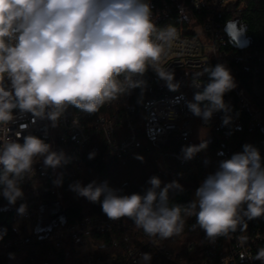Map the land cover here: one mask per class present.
I'll use <instances>...</instances> for the list:
<instances>
[{"label": "clouds", "instance_id": "clouds-1", "mask_svg": "<svg viewBox=\"0 0 264 264\" xmlns=\"http://www.w3.org/2000/svg\"><path fill=\"white\" fill-rule=\"evenodd\" d=\"M176 37L174 27L158 30L148 0H0V195L11 205L22 198L21 185L32 178L40 158L51 168L69 162L63 151L51 150L37 136H25L23 143L12 140L8 124L14 120L13 110L46 117L55 126L69 106L96 113L105 103L143 87L145 81L138 77L149 67L169 90L176 91L180 84L174 71L160 67L165 45ZM204 75L208 82L187 108L205 123L223 111V124L229 125L231 109L224 95L237 87L235 79L221 63L194 74ZM207 146L202 139L198 145L182 147L181 153L190 160ZM94 156L95 152L89 154L90 159ZM148 183L144 194L131 195L119 194L107 182L84 186L77 181L69 187L78 196L100 203L110 220L129 218L149 237L161 240L180 235L193 216V228L203 229L209 243L238 229L243 232L247 221L264 216V166L251 144L222 160L187 205L169 204L170 192L182 190L178 181L162 187L160 178L153 176ZM26 211V204L17 209L20 215ZM5 234L6 229L0 231V239ZM140 259L150 264L152 255L143 252ZM256 259L264 264V248Z\"/></svg>", "mask_w": 264, "mask_h": 264}, {"label": "built area", "instance_id": "built-area-1", "mask_svg": "<svg viewBox=\"0 0 264 264\" xmlns=\"http://www.w3.org/2000/svg\"><path fill=\"white\" fill-rule=\"evenodd\" d=\"M233 1L159 0L154 3L148 0L153 20L171 16L176 20V23L166 26L174 27L177 37L170 46L165 45L166 55L161 60L160 67L188 73L221 63L230 69L237 87L224 95V100L231 109L228 113L232 117L229 125L223 124V111L214 113L207 123L189 111L187 102L193 100L196 92L203 90L206 82L188 74L185 88L173 94L146 98L143 101L142 115H139L136 105L129 104L133 89L119 99L105 103L96 113H87L69 106L56 122L55 126L60 128L58 138L52 136L51 120L35 117L32 113H22L18 109L13 110L14 120L8 124V135L12 140L23 143L25 136H37L50 144L51 150L63 151L69 162L51 168L46 167L43 158H40L34 164L32 178L21 185L24 193L22 198L11 205L0 195V209L5 204L16 209L17 221L14 227L18 233L13 238L0 241V255L11 250L28 252L36 243L44 241L50 246L51 257L65 256V262L57 260L55 264H133L140 253H143L141 247L134 246L119 256L110 252L101 253L93 241L94 233L109 232L115 225L114 222L99 215H90L67 223L60 216L53 217L49 214L52 203H61V210L63 209L64 174L80 176L84 173L87 148L93 146L96 150L100 149L99 136L103 135L108 138L109 143L114 142V151L121 157L132 145L139 143L141 134H144L160 148L156 163L161 172L170 175L175 181L188 179L190 176L204 180L206 174L197 155L185 160L175 152L165 150L171 137L191 140L199 121L203 127L230 140V132L241 128L242 116L248 117L251 127H264V46L250 44L247 36L242 42L233 37L231 27L238 31L242 29L220 15ZM149 69L151 75L159 79L155 70L151 67ZM197 83L201 85L200 88L196 87ZM125 103L127 105H122ZM113 107H116L119 115L116 119L106 111ZM117 126L126 129L127 133L117 137ZM17 132L20 133L19 138L16 136ZM257 149L264 157V138ZM173 156L179 157L182 162L187 161L188 167L174 169L168 162ZM57 180L61 181L59 185L55 183ZM21 204L27 205L24 215L17 212ZM57 218L59 222L56 221ZM66 242H69L73 250L72 260L67 257ZM195 245L194 242L190 246ZM258 245H264V227L250 228L247 225L243 232L238 229L227 237L218 238L215 243L208 241L204 264H232L237 260L250 262Z\"/></svg>", "mask_w": 264, "mask_h": 264}, {"label": "trees", "instance_id": "trees-1", "mask_svg": "<svg viewBox=\"0 0 264 264\" xmlns=\"http://www.w3.org/2000/svg\"><path fill=\"white\" fill-rule=\"evenodd\" d=\"M154 3L159 0H152ZM226 20L235 22L249 37L250 44L264 46V0H234L221 14ZM158 30L165 28L169 23H176L174 16L168 18L154 19ZM202 69L188 72L177 70L174 72L175 82H179L181 88H185L187 74L195 77L194 74ZM206 83L209 78L207 75L201 76ZM140 79L145 81L143 87L134 88L131 93L130 105H136L139 115H142L143 101L150 96H164L173 94L165 85L164 81L154 78L150 69L143 74ZM127 105V103L122 104ZM112 109H106L110 117L116 119L119 117L118 112ZM126 108V106H124ZM243 123L240 129L230 132V140L225 136L215 133L210 139H207L208 146L206 149L198 152L199 158L206 177L214 173L222 160L230 159L233 154L243 151V145L251 144L258 147L262 138H264V127L258 125L251 127L247 116H242ZM264 123V116H263ZM117 137L125 135L126 129H115ZM101 142L100 149H94L89 146L85 152V171L80 176H73L68 173L64 174V197L63 209L61 210L60 219L67 223L90 215H99L105 220L112 221L115 225L109 232L94 233L93 241L98 246L101 253L110 252L122 256L130 248L137 246L143 249V252L151 253L152 259L150 264H204L206 260V234L203 229L196 226V217L187 218L183 232L178 236H173L166 240L158 237H149L141 229L134 226V222L129 218L120 220H110L102 211L100 203H92L87 198L78 196L70 189V185L79 181L82 185L95 181L97 185L107 182L108 186L119 190L121 195H131L133 193L144 194L150 187L148 181L151 177H159L162 181V187L166 183L174 181L167 174L161 172L156 163L160 155V148L154 145L144 134H141L139 143L132 145L121 157L115 153L114 142L109 143L108 138L99 136ZM201 142L192 140L183 141L171 137L166 151L175 152L178 156L183 157L181 149L184 146L198 145ZM95 152L94 158H89V154ZM143 157V160L137 157ZM168 162L174 169L181 170L188 167L187 161H181L179 157L173 156ZM261 163L264 166V157L261 156ZM182 185V190H174L169 194L170 205H187L194 200L196 189L200 186L202 179L190 176L188 179L177 180ZM103 197L101 198V200ZM59 218L56 219L57 222ZM17 221L16 209L9 204L2 205L0 209V231L6 229L3 235L4 241L18 235L14 224ZM247 225L252 227H264V216L247 221ZM222 238V237H221ZM196 243L191 247V243ZM37 246V247H36ZM37 248V250H35ZM264 245L256 246L253 259L249 262L237 260L232 264H262V261L256 259V254ZM166 251H169L166 254ZM50 246L44 241L36 243L28 252L20 253L17 251H6L0 255V264H12L13 260L22 259V264H55L57 260L65 262V256L51 257ZM13 253L14 258L9 254ZM26 254V255H25ZM79 264V263H75ZM133 264H144L138 257Z\"/></svg>", "mask_w": 264, "mask_h": 264}, {"label": "rangeland", "instance_id": "rangeland-1", "mask_svg": "<svg viewBox=\"0 0 264 264\" xmlns=\"http://www.w3.org/2000/svg\"><path fill=\"white\" fill-rule=\"evenodd\" d=\"M60 135V128L58 126H53V132L52 136L54 138H58ZM213 135H215L214 131H211L210 128L203 127L199 124V121H197L195 125V131L192 137L193 142H201L202 139L207 140L210 139ZM203 181V180H202ZM202 183V182H201ZM195 199V195H194ZM43 214V213H42ZM49 214L53 217H58L61 214V203H52V205L49 206ZM66 252L68 259H73V250L69 246V242H66ZM15 259V258H14ZM12 264H22V259L19 258L17 260H13Z\"/></svg>", "mask_w": 264, "mask_h": 264}, {"label": "water", "instance_id": "water-1", "mask_svg": "<svg viewBox=\"0 0 264 264\" xmlns=\"http://www.w3.org/2000/svg\"><path fill=\"white\" fill-rule=\"evenodd\" d=\"M230 32L234 38H236L237 40H240L241 42L245 39L246 35L243 30L238 31L235 27H231ZM247 39H249V37H247Z\"/></svg>", "mask_w": 264, "mask_h": 264}]
</instances>
